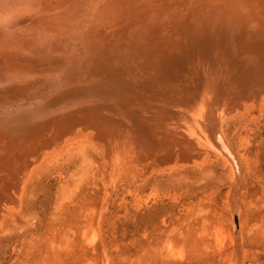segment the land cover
I'll return each instance as SVG.
<instances>
[{"label": "bare ground", "instance_id": "bare-ground-1", "mask_svg": "<svg viewBox=\"0 0 264 264\" xmlns=\"http://www.w3.org/2000/svg\"><path fill=\"white\" fill-rule=\"evenodd\" d=\"M261 107L264 0H0V225L84 140L103 149L112 188L178 146L205 150L230 166L238 213L222 127Z\"/></svg>", "mask_w": 264, "mask_h": 264}, {"label": "rangeland", "instance_id": "rangeland-1", "mask_svg": "<svg viewBox=\"0 0 264 264\" xmlns=\"http://www.w3.org/2000/svg\"><path fill=\"white\" fill-rule=\"evenodd\" d=\"M222 128L241 168L238 213L230 166L205 150L178 146L120 171L112 188L103 149L84 140L38 171L22 209L5 216L0 264H231L238 239L240 264H264V107Z\"/></svg>", "mask_w": 264, "mask_h": 264}, {"label": "water", "instance_id": "water-1", "mask_svg": "<svg viewBox=\"0 0 264 264\" xmlns=\"http://www.w3.org/2000/svg\"><path fill=\"white\" fill-rule=\"evenodd\" d=\"M238 217H237V215L235 216V218H234V220H235V223H236V226H237V228H238V219H237Z\"/></svg>", "mask_w": 264, "mask_h": 264}]
</instances>
